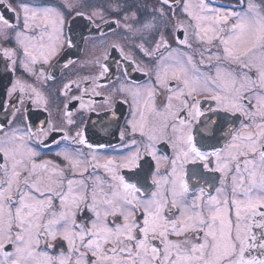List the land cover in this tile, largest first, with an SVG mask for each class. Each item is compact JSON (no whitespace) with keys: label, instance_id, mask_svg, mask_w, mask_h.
Instances as JSON below:
<instances>
[{"label":"snow or ice","instance_id":"6c2138e0","mask_svg":"<svg viewBox=\"0 0 264 264\" xmlns=\"http://www.w3.org/2000/svg\"><path fill=\"white\" fill-rule=\"evenodd\" d=\"M0 64V264H264V0H0Z\"/></svg>","mask_w":264,"mask_h":264},{"label":"flooded vegetation","instance_id":"af4514ba","mask_svg":"<svg viewBox=\"0 0 264 264\" xmlns=\"http://www.w3.org/2000/svg\"><path fill=\"white\" fill-rule=\"evenodd\" d=\"M224 2H226V0H224ZM232 2H234V0H232ZM85 54H87V49H85ZM79 55V51L77 49H72V50H69L65 59H67L68 57H71L72 59H76V57ZM63 63V61H61ZM3 71V66L2 64H0V72ZM68 72L71 71V69H68L67 70ZM57 75H59V72H57ZM5 79H7V77H5ZM73 94H78L76 92H74ZM89 97H85V100H87ZM94 99L97 100V102L99 103L100 102V98L98 97H93ZM78 106V105H76ZM43 118V116H41V119ZM90 119V122L88 123L87 125V129H88V132L89 134L91 135L92 132H98L100 133V135H104L107 139H110L111 140V143L113 144H117L119 142V138H118V131L119 129L113 125L111 128H109L108 130V133H102L100 132V124L98 123V118H97V115L96 114H89L87 112H85L83 114V117H82V121L84 120H89ZM121 125L123 124V120L121 119L120 121ZM109 133L111 135H109Z\"/></svg>","mask_w":264,"mask_h":264}]
</instances>
